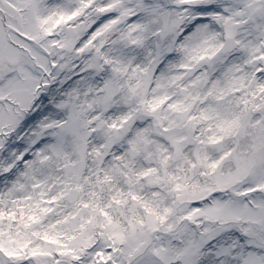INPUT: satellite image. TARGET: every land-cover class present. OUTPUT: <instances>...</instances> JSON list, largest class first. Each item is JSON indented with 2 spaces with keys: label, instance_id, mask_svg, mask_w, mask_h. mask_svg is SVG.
Returning <instances> with one entry per match:
<instances>
[{
  "label": "snow or ice",
  "instance_id": "obj_1",
  "mask_svg": "<svg viewBox=\"0 0 264 264\" xmlns=\"http://www.w3.org/2000/svg\"><path fill=\"white\" fill-rule=\"evenodd\" d=\"M0 264H264V0H0Z\"/></svg>",
  "mask_w": 264,
  "mask_h": 264
}]
</instances>
